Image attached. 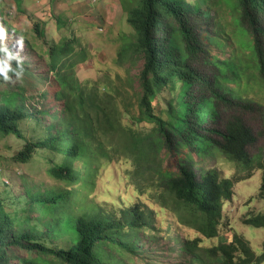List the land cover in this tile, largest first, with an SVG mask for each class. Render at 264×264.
<instances>
[{
    "label": "trees",
    "instance_id": "obj_1",
    "mask_svg": "<svg viewBox=\"0 0 264 264\" xmlns=\"http://www.w3.org/2000/svg\"><path fill=\"white\" fill-rule=\"evenodd\" d=\"M124 6L135 39L118 57L142 62L135 89L110 77L80 81L76 66L87 59L86 50L78 52L75 36H62L37 53L47 57L58 83L57 112L31 109L19 84L0 91V137L26 138L31 127L34 133L14 162L28 164L38 151L55 155L46 157L48 173L66 186L39 190L15 207L0 196V264H132L125 252L139 259L150 251L147 243L162 241L169 242L175 264H263L264 251L259 256L243 235L226 237L220 230L234 185L256 170L263 172L258 196L264 199V149L251 153L258 138L243 119L253 112L264 119V100L245 97L264 91V0H125ZM38 26L32 20L33 37L44 40ZM214 47H228L231 55L222 59ZM3 60L10 67L7 79L0 73V85L27 71L0 36ZM249 70L252 79L245 81ZM191 151L218 152L235 164L236 174L227 178L210 169L198 175L185 160ZM169 153L178 156L175 170L164 166ZM121 161L130 164L125 193L110 209L90 202L84 191L96 186L99 171ZM244 223L264 228V212ZM64 235L67 247L57 246Z\"/></svg>",
    "mask_w": 264,
    "mask_h": 264
},
{
    "label": "rangeland",
    "instance_id": "obj_2",
    "mask_svg": "<svg viewBox=\"0 0 264 264\" xmlns=\"http://www.w3.org/2000/svg\"><path fill=\"white\" fill-rule=\"evenodd\" d=\"M30 1L0 0V14L6 23H0V31L3 33L1 41L3 40L10 47L13 56L20 57L21 60L27 62V71L23 77H15L7 84L0 85V91L19 84L24 89L25 96L28 97L27 102L31 109L43 107L48 109L51 114L57 112L60 106V103L55 99V92L59 89L58 83L54 74L47 71L44 60H47V57L41 58L37 53L44 51L50 41H58L62 36H75L80 43L78 52L86 50L87 59L76 66V76L80 81L110 77L120 87L128 90L129 86H132L133 89L136 88L135 77L142 69V62L132 64L130 60H125V63H122L118 57L121 48L135 39L134 31L127 22L125 0H95V2L92 0H50V7L45 5L42 6V9L36 8L38 11L36 13L33 12L31 4L28 9L24 8V5ZM127 1L130 2V0ZM16 9L18 11H15ZM218 9L224 15L228 14L229 8L225 4H222ZM39 16L41 18H38ZM21 17L26 25L23 28L17 24L21 21ZM32 20L38 21V27L46 32L44 40L33 37ZM55 20H60L62 24H60V28ZM196 22L199 25L201 23L198 17ZM45 23L46 26H44ZM19 29L22 30L20 34L17 33ZM212 53L222 59H227L231 55V49L225 47L222 51H217L214 47ZM200 69L206 74L214 72L210 66L200 65ZM251 74L252 71L249 70L248 76H244L243 80L249 79L250 81ZM128 75H130V81L127 80ZM229 86L234 89L243 88H239L234 83ZM245 97L262 102L264 91L252 90ZM134 99V97L131 98V103L135 102ZM160 105H164L163 100L160 101ZM45 119L49 123V118L45 117ZM243 119L258 138L255 148H251L252 154L257 153L260 149H264L263 116L256 112L245 113ZM25 136L26 138L0 137V196L7 199V203L12 207L20 203L24 204L33 193L39 190L44 191L53 187L66 188L63 183H58L48 173L51 163L46 157L55 159V155L38 151L28 164L14 162L13 157L21 150L25 140L34 136L32 127L26 129ZM185 160L198 175L210 169L217 170L222 177L227 178H232L236 174L235 164L222 157L218 152L206 156H198L192 152L187 154ZM177 163L178 156L169 153L165 158L164 166L175 170ZM128 166L130 164L121 161L102 168L99 171L96 186L85 190L84 195H89L90 202L101 204L106 209H110L109 205L118 199L120 192L124 194L127 190L124 171ZM262 180V170H256L251 178L234 185L233 196L224 202L220 230L221 235L226 237H230L234 232L243 235L259 256L264 251V228L245 224L244 220L264 212V199L258 196ZM123 199L128 202L133 201L128 196H124ZM9 211L12 212V208H9ZM180 233L191 238L195 236L193 231L181 230ZM146 240L147 237H143L144 243ZM67 241L68 235H64L61 240H56L54 243L57 246L67 247ZM147 247L150 251L146 249ZM144 248L146 252L142 258L138 259L136 255L131 254L129 256V253L125 252L126 258L124 259L126 261L133 259L132 264H175L168 241L150 246L147 243ZM128 257L130 258L128 259Z\"/></svg>",
    "mask_w": 264,
    "mask_h": 264
},
{
    "label": "crops",
    "instance_id": "obj_3",
    "mask_svg": "<svg viewBox=\"0 0 264 264\" xmlns=\"http://www.w3.org/2000/svg\"><path fill=\"white\" fill-rule=\"evenodd\" d=\"M50 0H31L30 3L28 4H25L24 5V8L25 9H28L31 4V6L33 7V12H38L37 9H42V6H45L47 5L48 7H50V4H49ZM37 8V9H36ZM15 11H18L17 9ZM39 14V13H38ZM38 18H41V17H38ZM15 23V22H14ZM19 25V27L23 28L25 25V22L23 20V17H21V21L19 23H17ZM15 26V25H14ZM45 26H46V23H45ZM16 27V26H15ZM20 31H22L21 29H19V31L17 33L20 34ZM46 33V32H45ZM23 34H25V32H23Z\"/></svg>",
    "mask_w": 264,
    "mask_h": 264
},
{
    "label": "clouds",
    "instance_id": "obj_4",
    "mask_svg": "<svg viewBox=\"0 0 264 264\" xmlns=\"http://www.w3.org/2000/svg\"><path fill=\"white\" fill-rule=\"evenodd\" d=\"M92 2H95V0H92ZM2 35H3L2 31H0V36H2ZM3 51H5V54L7 56L12 58V54L11 53H8L7 50H3ZM9 67H10V65L8 64L7 60L0 61V73L4 74V78L5 79H7V72H8ZM18 75H19V73H18Z\"/></svg>",
    "mask_w": 264,
    "mask_h": 264
},
{
    "label": "bare ground",
    "instance_id": "obj_5",
    "mask_svg": "<svg viewBox=\"0 0 264 264\" xmlns=\"http://www.w3.org/2000/svg\"><path fill=\"white\" fill-rule=\"evenodd\" d=\"M40 17V16H39Z\"/></svg>",
    "mask_w": 264,
    "mask_h": 264
}]
</instances>
